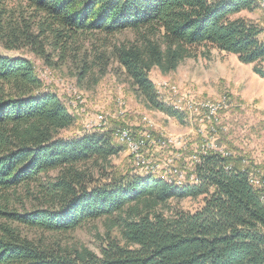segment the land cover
<instances>
[{
    "label": "trees",
    "instance_id": "16d2710c",
    "mask_svg": "<svg viewBox=\"0 0 264 264\" xmlns=\"http://www.w3.org/2000/svg\"><path fill=\"white\" fill-rule=\"evenodd\" d=\"M7 1L0 0V264H264L255 163L211 152L194 169L196 183L177 187L172 177L108 176L121 151L108 134L65 138L74 116L30 60L2 54L27 50L48 67L79 59L81 77L115 63L150 110L182 123L183 114L158 99L151 73L171 74L193 48L209 46L253 65L264 80L263 29L234 18L260 0H16L19 10ZM126 31L135 40L110 53L93 56L82 46L96 34ZM21 188L36 199L31 211L13 201ZM200 197L196 212L169 209ZM103 218L120 238L109 236L100 255L46 243V234Z\"/></svg>",
    "mask_w": 264,
    "mask_h": 264
},
{
    "label": "rangeland",
    "instance_id": "374dc122",
    "mask_svg": "<svg viewBox=\"0 0 264 264\" xmlns=\"http://www.w3.org/2000/svg\"><path fill=\"white\" fill-rule=\"evenodd\" d=\"M7 2L10 7L15 5L17 10L21 8L16 0ZM234 18L257 23L263 29L260 38L264 41L263 0L253 12H242ZM135 38L131 31L116 36L96 34L82 46L94 56L96 52L110 53L115 46L132 42ZM2 54L30 60L37 75H40L38 78L74 116L75 125L64 133L65 138L96 132L108 134L112 143L121 150L110 160L106 170L108 176L130 172L141 176L151 174L161 179L169 180L172 177L176 180V185H173L176 187L180 182L194 185L196 165L192 156L204 140L214 141L218 148L231 154L227 157L240 155L249 164L255 163L259 170L255 173L257 176H250V180L264 174V80L258 77L262 81L249 84L247 77H244V83L234 90L243 97L230 93L232 87L229 82L240 81L242 75L247 74L239 70L243 64L234 55L222 53L213 47L198 46L193 48L194 57L184 60L175 72L163 75L154 70L151 73L158 99L183 114L184 121L179 123L161 112L150 110L137 98L115 63L104 74H100L97 66L94 72L81 77L82 63L79 59L70 58L67 63L48 67L27 50L2 51ZM203 104L218 108L216 115L209 118ZM124 132L127 134V144L121 137ZM159 140L165 144L156 143ZM133 143L142 144L135 153L131 150ZM147 167H157L159 170ZM203 199L172 202L169 209L193 213L201 209ZM13 201L18 209L24 206L28 211L36 203L35 197L22 188L13 196ZM109 226L110 221L103 218L87 223L72 233L46 234L44 237L46 243L52 246L86 247L100 255L109 236L120 238L118 229L111 231Z\"/></svg>",
    "mask_w": 264,
    "mask_h": 264
},
{
    "label": "built area",
    "instance_id": "2783aa9c",
    "mask_svg": "<svg viewBox=\"0 0 264 264\" xmlns=\"http://www.w3.org/2000/svg\"><path fill=\"white\" fill-rule=\"evenodd\" d=\"M263 4H264V0H263ZM202 107L206 111L207 116L209 118L214 117L216 115V113L218 112V108H209L208 105H205V104H203ZM102 132H105V130L102 129ZM126 135L127 134L124 132V134L121 136V137H124V144H127L126 143V139H125ZM156 143H160V144H163V145L165 144V142H162L161 140L157 141ZM141 145L142 144H139V143H133L132 144V151L134 153L137 152ZM211 152H214L216 154H220L223 157H227V156L231 155L230 153L225 152L223 150V148H218L214 141H209L208 142V141L204 140L202 142L201 146L199 147V149L197 150V153L192 156L193 163L195 165L200 164L201 163V158L207 156ZM147 168H149V167H147ZM149 169H157V170H159V168H157V167H152V168H149ZM175 172H177V171H175ZM256 183H257V187L264 188V182H261L257 178H256Z\"/></svg>",
    "mask_w": 264,
    "mask_h": 264
},
{
    "label": "crops",
    "instance_id": "0c3cea01",
    "mask_svg": "<svg viewBox=\"0 0 264 264\" xmlns=\"http://www.w3.org/2000/svg\"><path fill=\"white\" fill-rule=\"evenodd\" d=\"M240 65V64H239ZM242 67L243 68H240L239 67V70H242V74H244L245 72H247V74L246 75H242L243 77V79H241L240 81H236V80H234L233 82H229V83H231V84H229V85H231V87H232V89L230 90L231 92L230 93H232V94H234V96L236 97V96H241V95H238V93L236 92V91H234V90H236L235 88H236V86L237 85H240V84H242V82L244 83V77H247L246 79H247V81L249 82V84H251V83H257V81L259 80V81H262L261 79H259L258 78V76L254 73V71H253V66L252 65H248V66H246V65H242ZM233 87H234V89H233ZM238 87H240V86H238ZM247 87V86H246ZM241 97H243V96H241ZM264 110V109H263Z\"/></svg>",
    "mask_w": 264,
    "mask_h": 264
},
{
    "label": "bare ground",
    "instance_id": "6f19581e",
    "mask_svg": "<svg viewBox=\"0 0 264 264\" xmlns=\"http://www.w3.org/2000/svg\"><path fill=\"white\" fill-rule=\"evenodd\" d=\"M212 108H215V107H212ZM129 146V145H128ZM131 147H132V144H131ZM130 148V147H129ZM131 150H132V148H131ZM135 156V155H134ZM182 182H180L178 185H180Z\"/></svg>",
    "mask_w": 264,
    "mask_h": 264
}]
</instances>
